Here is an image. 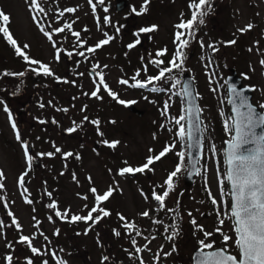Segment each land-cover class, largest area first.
Returning <instances> with one entry per match:
<instances>
[{
    "label": "rangeland",
    "instance_id": "374dc122",
    "mask_svg": "<svg viewBox=\"0 0 264 264\" xmlns=\"http://www.w3.org/2000/svg\"><path fill=\"white\" fill-rule=\"evenodd\" d=\"M30 2L0 0V10L11 17L12 21L7 27L14 33L18 45H29L24 51L31 58L51 67L54 76H41L40 87L46 88L45 94L52 99V104L39 110L35 108L34 102L24 105L25 94L32 87L31 82L0 75V92L4 84L7 86L0 93V170L4 173V177L0 178V183L4 184V188L0 189V221L5 225L0 229V264H5V256L9 254L14 257L13 264H26V257H31L33 264H42L44 260L48 264H56L57 259H63L66 264H140V257L145 264H192L190 259L193 251L199 248L198 241L206 239L203 232L192 223L193 219L197 225L203 226L204 231L213 233L206 242L214 240L215 247H223V234L214 231L221 225L218 223L217 207L211 203L205 187L204 169L207 167V189L217 201H221V188L228 191L227 183L221 185L219 181L225 171L224 143L230 139L225 120L231 117L226 105L225 78L229 68L234 67L236 74L243 77L242 84L255 86L253 103L257 106L264 103V66L260 64L264 59V0H211L212 8L205 17V23L198 26L196 39L186 49L184 72L190 74L194 93L199 94L196 95L198 107L203 110L200 114L202 156L198 164L201 171L199 175L195 174L188 187L183 183L185 171L178 175L175 190L167 198L164 210L159 209L152 192L155 189L162 193L158 186L163 185L168 174L179 163L176 152H187L186 139L180 141L176 136L178 126L169 123L172 117L184 114V102L181 97L174 95L166 118L161 115V111L170 93L154 94L122 85L118 81L123 78L128 79L130 84L134 83L132 77L137 70H140L137 79L156 75L158 68L150 63L153 59H164L165 65L162 66H167V60L171 59L175 51L173 40L177 29L174 26L181 19L191 17L190 0H150L147 12L142 15H136L131 9L135 7L139 11L144 0H105L104 5H97L95 12L88 0H41L45 13L37 17L39 24L32 21L36 13L30 11ZM105 7L108 8L107 12L104 11ZM66 8H75L76 11L64 12L63 19L57 21L60 11ZM106 15L111 20L108 24L103 19ZM66 22H74L71 30L66 29L63 33L53 31L56 27H63ZM248 24L253 25L250 30L239 31ZM151 25H158V30L141 33L137 37L140 28ZM41 26L52 34V41L41 32ZM116 27H120L119 33H116ZM72 31H79L86 43L79 45L71 35ZM104 33L115 36V39L96 53H88L86 49L104 39ZM137 38L140 43L129 49L127 45L134 43ZM200 40H203L205 47L201 48ZM231 40L236 43H225ZM53 41L61 50L58 61L55 59ZM209 44H213L218 51L213 53L207 47ZM165 48L168 50L167 55L157 57V51ZM81 51L85 52L87 59L78 55ZM67 52L73 55L68 57ZM210 61L211 67H208ZM97 63L100 67L93 69ZM27 65L0 33V73L22 69ZM144 66H147V72ZM93 72H101L105 83L118 93L120 99L136 101L133 107L119 104L102 86V99L91 97L90 93L99 81ZM174 74L182 80V73ZM56 77L61 79L57 80ZM65 80L68 82L65 83ZM71 81H75V84ZM157 84L170 87L169 84ZM213 88L219 90L213 92ZM172 91L177 92L179 89ZM5 104L21 133V141L16 139L9 115L3 108ZM84 106L87 107L82 111ZM52 107V111H56L55 125L45 122ZM63 111H66L65 114ZM85 116L88 117L87 121L84 120ZM96 119L101 122L99 131L103 135L90 122ZM161 124H165V127L161 128ZM69 126L76 130L68 133L66 129ZM104 140L119 141V144L116 148H110L103 143ZM24 141H28V153L34 157L31 167L22 146ZM174 141L176 147L166 157L155 162L151 166L152 171L124 176L118 174L119 169L127 165L141 166L147 156L158 154L166 144ZM213 146L216 149L214 157ZM56 148H60L61 152H56ZM149 149L153 152L150 153ZM49 152L54 155H38ZM64 153L73 155L65 157ZM25 172L28 175L21 187L17 180ZM73 175L76 179H73ZM88 177H91V181ZM109 186L116 190L108 201L101 202L99 206L109 210L110 216L90 229L91 221L69 222L73 214L87 216L96 205L95 195H102ZM92 187L97 189L96 194L90 192ZM19 188L28 191L21 194ZM47 193H51V196ZM84 196L87 199H83ZM29 199L33 201L31 204L26 202ZM223 200L227 201V205L220 204L221 214L231 206L229 197L225 196ZM53 201L57 204L55 210L47 207ZM168 208L174 211L169 212ZM65 209L69 210L67 220L55 215L56 210L63 213ZM145 210L150 212L149 217L140 215ZM9 212L21 224L20 230L12 224L13 216ZM117 213L129 222L134 221L142 235L135 236V232L127 234L122 226L124 221L119 219ZM98 214L93 213V216ZM221 218L225 220L223 233L232 236L234 241L232 221L223 215ZM153 220L162 223L156 224ZM36 221L40 222L39 225H36ZM174 221L178 235L169 240L167 237L171 229L166 232L165 226L170 228ZM57 230L58 235L55 234ZM114 230L121 235H114ZM20 235H33V246L45 254L33 255L26 243H18ZM132 236H135L138 247L148 243L145 237H155L148 245L151 251L145 250L137 256L131 244ZM9 244L11 247H8ZM229 251L238 255L232 242H229ZM129 252L133 253L132 257ZM158 253L160 258L156 261L154 257ZM164 253L169 255L165 256ZM105 256L109 257L107 261L103 260Z\"/></svg>",
    "mask_w": 264,
    "mask_h": 264
},
{
    "label": "snow or ice",
    "instance_id": "6c2138e0",
    "mask_svg": "<svg viewBox=\"0 0 264 264\" xmlns=\"http://www.w3.org/2000/svg\"><path fill=\"white\" fill-rule=\"evenodd\" d=\"M150 0H144V5L141 6L139 11L135 7H132L131 11L136 15H142L147 12V5ZM89 5L91 6L93 12L96 11L97 5H104L105 0H96L94 3L93 0H88ZM30 11H35V15L33 16V20L38 24L40 23L37 20V17L40 13H45V8L42 6L41 0H31L29 4ZM189 8L192 9L191 17L187 20L181 19L178 24L174 27L177 31L174 33L173 43L175 45V51L171 55V59L167 60V66L165 65L164 59H153L150 63L154 64L158 68V73L154 76H148L146 79H137L136 77L140 75V70H137L135 76L132 77L134 83L129 82L128 79L121 78L118 82L122 85H127L132 88L139 89H147L152 93H170L168 99L164 101L163 108L161 111V115L167 118L170 109V102L172 97L179 96L185 102L187 107L183 110L184 114L179 115L178 117H172L169 123L178 126V130L176 132V136L180 141L187 140L186 147L188 149L195 148L197 150L201 147V136L198 133L201 132L202 121L200 119V114L202 113V109L197 107L195 104V97L192 89V82L188 80H181L177 78V75L174 72L183 73L184 72V64L187 58L186 49L190 45L191 41L196 39V32L199 25H203L205 23V17L209 14L212 8L211 0H190ZM75 8H66L63 11H60V16L64 15V12L73 13L75 12ZM104 11L107 12L108 8L105 7ZM183 17V13H181ZM104 23L108 24L111 22L109 16H105ZM10 22V16L6 14L3 10H0V33L6 37L7 42L14 47L15 54L21 57L27 64L35 65L36 67H31L30 71L36 75H44V76H54V73L51 67L48 64L42 63L39 60L31 58L24 49H27L29 45L25 44L23 47L18 45V42L11 35L9 28L7 27ZM74 23V22H73ZM73 23H65L63 27H56L53 29L55 33H63L65 30H71L73 28ZM253 27L252 24H248L246 28L239 29V31L243 32L246 30H250ZM41 32L50 40H53L52 34L46 31L42 26L40 27ZM87 29L85 28V31ZM116 33L120 32V27H116ZM158 30V25H151L148 27H142L136 33L137 37L141 33H151L153 31ZM71 35L75 37L76 41L79 45H84L86 43L85 40L81 39V33L79 31H72ZM105 38L99 40L94 46H90L86 49L88 53H96L98 49H101L103 46L110 44L115 39V36L109 35L108 33H104ZM140 40L137 38L134 43H130L127 45L129 49H132L136 44H139ZM228 45H234L236 43L235 40L225 42ZM201 48L205 47L203 40H200ZM53 47L56 49L55 59L58 61L61 58V50L56 46L55 41H53ZM208 48L212 50L213 53L218 51V49L213 45H207ZM251 51V49H249ZM167 48L160 49L157 51V57H165L167 55ZM68 57L73 55L72 52H67ZM79 56L85 57V52L81 51L78 53ZM87 59V57H85ZM260 64L264 66V59L260 61ZM100 67V65L94 64L93 69ZM103 67H108L104 65ZM208 67H211V61L208 64ZM144 71L147 72V66H145ZM96 76L99 77V81L96 84L95 90H93L90 95L91 97L102 99L100 94L101 86L104 90L107 91V94L112 97L114 100L121 105H130L135 104L136 101H125L120 99L118 93L112 91L108 84L105 83L104 75L101 72H96ZM3 76H19L23 77L25 75L24 72H8L5 70L3 73H0ZM83 75V73H80ZM91 75V73H90ZM214 77V74H213ZM247 78V77H246ZM57 80L61 79L60 77H56ZM64 82H68L65 80ZM157 82L161 84H169L170 87H161L158 86ZM71 83L75 84V81H71ZM252 90H256L255 86H250ZM179 89L177 92H173V89ZM219 88H213L212 91L216 92ZM229 98L228 102L231 104L232 115L229 120H225V129L228 132L230 139L226 142L227 146L224 149V163L226 165V169L223 173V177L220 179V184L224 185L227 183L228 191L225 192L223 188H221V201H217V199L212 195L210 189H207V167H205V187L208 190L209 198L211 199V203L217 207V217L218 223L221 227H217L214 231L217 233L223 234V242L224 246L221 248L215 247V241L211 240L206 242L207 238L213 236L212 232L204 231L202 225H197L195 219L192 220V223L199 228L206 239H202L198 241L199 249L197 250V255L193 257L194 264H264V111H258L257 106L253 105L248 96L245 95L244 89H237V87L232 84L228 87ZM85 95H88L85 93ZM195 95H199L196 93ZM148 99L147 97H144ZM43 107V105H41ZM87 106L82 108V111L86 109ZM260 109H264V103L258 106ZM4 111L8 113L9 120L11 121V127L15 130L16 139L21 141V133L17 130V124L12 120L11 112L8 106L3 105ZM84 120L87 121L88 117L85 116ZM184 121H187V126ZM93 125L97 126V131L100 135H103L102 132L99 131L100 120H92L90 121ZM115 123V121H112ZM161 128L165 127V124H161ZM76 128H69L66 131L71 133L75 131ZM171 131V129H168ZM155 138V135H154ZM103 143L110 148H116L119 144V141H108L104 140ZM22 146L25 151V155L31 167L34 157L29 155L28 149L29 145L26 141L22 142ZM176 147V142L174 141L172 144H166L164 148L155 155H149L146 158V162L141 166L133 167L131 165L119 169V175H135L136 173H144L146 170L152 171V165L155 162L160 161L162 158L166 157L167 154L173 151ZM56 152H61L60 148L55 149ZM149 152L152 153L153 150L149 149ZM38 155H47L49 157L53 156L54 153H40ZM65 157L72 156V153H64ZM177 157L179 158V163L176 164L173 171H171L163 185H159L162 189V193H158L155 189L152 192V198L158 202L159 209L164 210L166 208V200L170 197V194L175 190V179L178 177L182 171L189 170V174H200V169L197 167L199 164V158H192L190 152H186L184 150L176 152ZM186 155L189 157L187 164H185ZM213 157L216 155V149L213 146L212 148ZM77 158H79L77 156ZM111 171V170H109ZM28 175L27 172L21 174L18 179V185L23 186L25 182V177ZM4 177V173L0 170V178ZM73 179H76L75 175H73ZM88 180L91 181V177H88ZM4 188V184L0 183V189ZM116 189L109 186L108 190L105 191L102 195H95L96 205L93 206L88 212L87 216L73 214L70 217V221L72 223L75 222H89V229L98 224L103 218H106L111 215L109 210H106L103 207H100L101 202H106L113 195V192ZM27 192V189H24ZM90 192L93 194L97 193V189L92 187L90 188ZM48 196H51V193H47ZM79 195V194H78ZM229 197L231 200V206L228 211H225L221 214L220 204L223 203L225 206L227 205V201L223 200V197ZM83 199H87V196L82 197ZM27 203L31 204L32 200H26ZM179 203V201H177ZM49 209H57V204L55 201L49 203L47 205ZM87 208V205H85ZM167 211L173 212L174 209L168 208ZM93 213H99L98 215L93 216ZM10 216H13L11 212H9ZM55 215L62 220H67L69 218V210L65 209L63 213L61 211L56 210ZM142 217H149L150 212L145 210L140 213ZM179 215V213H177ZM191 215V213H189ZM232 221V230L235 233V239L233 241V237L223 233L222 226L225 223L224 218ZM117 216L121 221H124L123 227L126 230V233L131 235L135 232V236H141L142 232L139 230L135 222L127 221L126 217L122 214L117 213ZM35 219V218H33ZM51 220V217H49ZM39 221H36V225H39ZM153 223L159 224L162 221L153 220ZM12 224L16 229L20 230L22 228L21 224L17 221V219L13 216ZM5 227L3 221H0V229ZM171 229V230H170ZM170 230V235H168V239L172 240L174 237L178 235L177 225L175 221L170 226H165V231L168 232ZM87 232V230H86ZM55 234H59V230ZM114 235L119 237L121 233L119 231L114 230ZM135 236L131 238V244L135 249V254L138 256L143 251H151L149 248V244L151 243V239H155L152 237L148 239V243L144 244L142 247H138L137 240ZM34 237H29L27 235H20L19 242L26 243L33 253V255H43L45 253L41 252L40 248L33 246L32 240ZM47 239V237H45ZM229 242H232L234 248L238 250V255L233 254V252L229 251ZM11 247V244L8 245ZM53 257L56 258V253H52ZM164 255H169V253H164ZM129 256L132 257L133 253L129 252ZM160 258L159 253L154 257V260L158 261ZM26 264H33V260L31 257H26ZM109 257H103L104 261H107ZM14 257L9 254L5 256V264H13ZM42 264H48L47 260L42 261ZM56 264H66V261L63 259H57ZM140 264H145V261L142 257H140Z\"/></svg>",
    "mask_w": 264,
    "mask_h": 264
},
{
    "label": "flooded vegetation",
    "instance_id": "af4514ba",
    "mask_svg": "<svg viewBox=\"0 0 264 264\" xmlns=\"http://www.w3.org/2000/svg\"><path fill=\"white\" fill-rule=\"evenodd\" d=\"M9 15V14H8ZM63 19V17L59 18L58 21H61ZM57 20V19H56ZM12 21L11 17H10V22ZM33 21V19H32ZM9 22V23H10ZM11 35L13 36V38L15 40L16 37L14 35V33L11 32V30L9 29ZM2 34V33H1ZM3 35V34H2ZM4 36V35H3ZM35 59V58H33ZM37 60V59H36ZM31 67H36L35 65H27L26 67L22 68V69H17V70H13L11 72H15V73H19V72H24L25 75L23 77H19V76H8V78H19L18 80L20 81H23V82H31L30 84L32 85L31 89L29 90V92H27L25 94V103L24 105H31L33 102H34V105L36 106L35 108H38V110L40 108H43V107H49L50 104H52V99L49 97V96H46L45 94V90L46 88H43V87H40V77L41 76H44V75H36L34 74L33 72L30 71V68ZM27 69V70H25ZM7 78V79H8ZM66 83V82H65ZM6 84H4V87L2 86V90L0 93L4 92V89L7 87L5 86ZM244 85V84H243ZM25 87V86H24ZM253 93V91H252ZM253 96V95H252ZM26 97H29V99L27 100ZM253 102V101H252ZM255 104V103H254ZM41 105H43V107H41ZM256 105V104H255ZM257 106V105H256ZM54 107H52L50 109V112L49 114L46 116L47 119L45 122L51 124V125H55L56 124V118L54 117V114L56 113V111H52ZM257 108L262 111L258 106ZM58 109V108H57ZM21 110L19 109V114H20ZM66 111H63L62 113L65 114ZM28 115H30L29 111L27 112ZM22 123H25V122H22ZM70 127V126H69ZM67 127V129L69 128ZM66 129V130H67ZM28 142V141H26ZM25 183V182H24ZM28 191V190H27ZM26 193V192H24ZM23 194V193H22ZM20 243V242H18Z\"/></svg>",
    "mask_w": 264,
    "mask_h": 264
},
{
    "label": "water",
    "instance_id": "95a60500",
    "mask_svg": "<svg viewBox=\"0 0 264 264\" xmlns=\"http://www.w3.org/2000/svg\"><path fill=\"white\" fill-rule=\"evenodd\" d=\"M236 73L237 72H236L235 68H231L230 69V73L227 74V76H226L225 83H226V86H227V92H228V87L230 85L234 84L237 87V89H244L245 95L248 96V98H249V100L251 102V88L248 87V86H243L241 77H239L238 74H236ZM182 80L191 81L192 82V85H193V81H192V79H191V77H190V75L188 73H184L183 74ZM192 89H193V93H194V86H192ZM194 97H195V104L198 107L195 93H194ZM228 98H229V93H228L227 101H228ZM227 105L229 106V109H230V112H231V115H232V111H231L232 106H231V104L229 102H228ZM131 107H133V106H131ZM184 107L186 108L187 105L185 104ZM136 112H138V111L136 110ZM186 126H187V121H186ZM198 135L201 136V147H200V149L199 150H197L195 148L188 149V152H190L191 157L194 158V159L195 158H199L200 155H201V149H202V128H201V132L198 133ZM226 146H227V144H225V148H226ZM186 158H187V162H188L189 157L187 156ZM194 176H195V174H189V170H185V173L183 175V183H184V185L190 186L192 184V182H193ZM198 249L194 250L193 253H192V256H191V259H190L192 261V264H194L193 257L195 255H197V250Z\"/></svg>",
    "mask_w": 264,
    "mask_h": 264
},
{
    "label": "trees",
    "instance_id": "16d2710c",
    "mask_svg": "<svg viewBox=\"0 0 264 264\" xmlns=\"http://www.w3.org/2000/svg\"><path fill=\"white\" fill-rule=\"evenodd\" d=\"M186 161V160H185ZM186 164V163H185Z\"/></svg>",
    "mask_w": 264,
    "mask_h": 264
}]
</instances>
